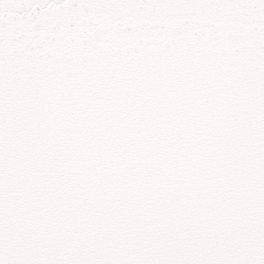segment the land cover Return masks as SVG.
<instances>
[{"label":"snow or ice","instance_id":"obj_1","mask_svg":"<svg viewBox=\"0 0 264 264\" xmlns=\"http://www.w3.org/2000/svg\"><path fill=\"white\" fill-rule=\"evenodd\" d=\"M0 264H264V0H0Z\"/></svg>","mask_w":264,"mask_h":264}]
</instances>
